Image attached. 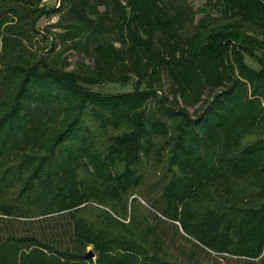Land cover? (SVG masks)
<instances>
[{
	"label": "trees",
	"instance_id": "16d2710c",
	"mask_svg": "<svg viewBox=\"0 0 264 264\" xmlns=\"http://www.w3.org/2000/svg\"><path fill=\"white\" fill-rule=\"evenodd\" d=\"M42 1L0 0V264H264V0Z\"/></svg>",
	"mask_w": 264,
	"mask_h": 264
},
{
	"label": "rangeland",
	"instance_id": "374dc122",
	"mask_svg": "<svg viewBox=\"0 0 264 264\" xmlns=\"http://www.w3.org/2000/svg\"><path fill=\"white\" fill-rule=\"evenodd\" d=\"M60 0H43L42 2H40V6L41 5H45V6H58ZM205 0H192V5L194 8H198L199 6H201L202 3H204ZM60 13H56L54 15L48 16V15H43L41 16L35 23V26L37 28V34H36V38H35V45L34 47H37V44H40L41 46H43L45 49L46 47L49 46V41H45L43 39L44 36H47V39H51L53 37H55L56 32L61 31V28L59 27H51V25H53L54 23H56L57 21H59L60 18ZM199 15L197 14L195 16V18H198ZM50 30L51 34L46 35V31ZM115 48H119L120 43L118 41H114L113 43ZM35 49V48H34ZM41 51V50H40ZM38 52V54L40 53V55L45 54V52ZM63 57L66 58L67 62L70 63L68 69H74V66L76 64V62L78 60L83 61L86 64L92 65V61L91 59L83 54L80 53H76L74 50H68L63 54ZM246 62L248 64H250L251 66L257 68L258 65L257 63L252 60L249 57H246ZM90 89H93L95 91H99V92H110V93H115V92H126V91H130L133 88V82H129L128 84H119V83H105V84H95V85H89ZM187 109L190 113H193V111L196 109V105L195 106H187ZM143 202V201H141ZM144 203V202H143ZM29 224L24 223V222H15L14 226H13V231L16 234H25L28 231H30V229L28 228ZM36 229L38 231L44 230L47 231L48 233L51 234L52 231L56 232V236L62 237L64 238V235H61L60 233V226L56 225L52 230L50 226H47L46 224L41 223V225H39L38 227H36ZM90 249L87 248V251H89ZM92 251V250H91ZM94 257V255H93ZM92 257V258H93ZM90 259V258H89Z\"/></svg>",
	"mask_w": 264,
	"mask_h": 264
},
{
	"label": "water",
	"instance_id": "95a60500",
	"mask_svg": "<svg viewBox=\"0 0 264 264\" xmlns=\"http://www.w3.org/2000/svg\"><path fill=\"white\" fill-rule=\"evenodd\" d=\"M93 252L91 250L87 251L85 254H84V258H92L93 257Z\"/></svg>",
	"mask_w": 264,
	"mask_h": 264
}]
</instances>
